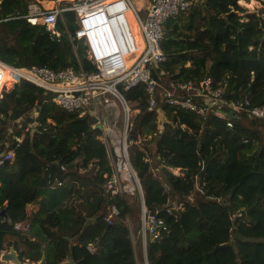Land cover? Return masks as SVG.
<instances>
[{
    "label": "trees",
    "instance_id": "obj_1",
    "mask_svg": "<svg viewBox=\"0 0 264 264\" xmlns=\"http://www.w3.org/2000/svg\"><path fill=\"white\" fill-rule=\"evenodd\" d=\"M29 1L0 0V60L16 67L78 68L65 34L56 38L22 17ZM238 1L192 0L166 20L161 41L166 59L152 72L159 83L170 88L173 82L198 84L210 77L214 88L227 82L224 97L246 95L251 105L264 106V45L258 46L263 35L258 25L264 20L250 14V23L240 22ZM63 18L72 32L74 12L65 11ZM56 26L63 30L60 19ZM78 56L85 70L94 69L81 47ZM123 95L130 109H138L127 132L129 163L147 211L160 212L169 228L147 241V263L264 264V119L225 108L224 116L210 111L201 116L160 100L148 111L144 84ZM52 96L21 79L0 98V152L14 147L15 136L23 137L13 159L0 164V210L8 217H0V251L12 246L21 263L37 262L44 254L45 264H144L140 236L137 262L124 222L129 217L138 232L136 188L110 194L105 185L113 171L95 117H79L52 102ZM99 110L117 161L121 133L112 138L108 129L121 130L122 107L112 101ZM33 121L39 125L25 131ZM121 173L134 187L131 173L123 168ZM172 201L181 203L176 219L164 214ZM112 203L120 216L109 225L102 216ZM15 223L22 227L15 229Z\"/></svg>",
    "mask_w": 264,
    "mask_h": 264
},
{
    "label": "built area",
    "instance_id": "obj_2",
    "mask_svg": "<svg viewBox=\"0 0 264 264\" xmlns=\"http://www.w3.org/2000/svg\"><path fill=\"white\" fill-rule=\"evenodd\" d=\"M191 3L192 0H151L145 19L141 20L131 0H74L70 5L63 6L55 2L49 9L30 2L28 11L22 17L31 25L42 24L56 38L65 34L71 44L78 68L67 66L53 70L37 65L16 67L0 60V98L8 91V88L3 86L2 77L3 72L9 70L14 77L11 88L19 80H26L45 91L52 92L51 100L59 107L69 112H77L79 117H95V123L103 131L107 150L109 143L99 108L105 107L112 101H118L124 117L121 156L116 161L108 150L113 172L111 177L107 178L105 186L111 195H122L136 188L140 196L142 190L128 159L127 132L131 126V114L123 91L144 84L148 97V111L155 110L160 100L162 104L189 110L201 116H205L209 111L217 116H224L221 109L225 108L229 113L243 111L254 118L264 119V106L251 105L246 95L243 98L224 97L228 89L227 82L214 88L210 77H205L198 84L191 80L179 81L171 83L169 88L159 83L153 76L152 72L156 66L166 59L161 48V41L167 32L166 20L187 9ZM65 11L74 12L72 32L63 18ZM129 15L135 17L137 21V26L134 28ZM58 19L63 22L61 32L56 26ZM79 47L84 49L85 57L94 67L93 70L87 71L83 68L78 56ZM33 113L36 117L37 111ZM36 125L39 123L31 122L25 131ZM226 125L231 128V120H228ZM22 139V136H15L14 147H17ZM5 144L9 143L5 142ZM14 147L0 152V164L13 159ZM122 168L131 173L134 187L123 182ZM60 169L63 170L64 166ZM57 185H61V180L57 181ZM188 198L191 199V195ZM218 200L221 201V198ZM180 208L181 203L172 201L165 208L164 214L176 219ZM159 213L148 212L146 207L141 205L138 234L145 256L147 241L158 239L169 231L166 219ZM119 216V208L112 203L102 219L110 225ZM233 218L234 214L231 215V219ZM21 227V223L14 224L15 229ZM128 228L130 230V227ZM87 249L91 252L95 251V247L90 243Z\"/></svg>",
    "mask_w": 264,
    "mask_h": 264
},
{
    "label": "rangeland",
    "instance_id": "obj_3",
    "mask_svg": "<svg viewBox=\"0 0 264 264\" xmlns=\"http://www.w3.org/2000/svg\"><path fill=\"white\" fill-rule=\"evenodd\" d=\"M131 1H132L133 6L135 7V10L137 11L139 17L141 18V20H144L145 16H146V13H147V7L151 3V0H131ZM243 2L244 3L240 2V4H241L240 6L242 7V10L237 12V15H238L237 19L240 22H247V23L249 22L250 23L251 22L250 18H249L250 14L255 15L260 20L261 19L264 20V12L261 11L263 9V0H244ZM129 16H130V22L132 23V26L136 27L137 26V21L135 20V17H132L131 15H129ZM258 26L261 29L258 32V35H260V33H263V35L261 37V42L258 45V46H260V45H264V38H263V36H264V23L261 22V23H259ZM231 38H232V40L236 39V38H234V36H232ZM223 49H224V47H223ZM249 49H252V47H250ZM6 78H9V75H5L3 80L5 81ZM11 85H12V83H10L9 85L5 86V88L6 89L8 88L7 90L9 91L10 88H11ZM100 108H102V107H100ZM131 120H132V116H131ZM118 123H119V125H121L120 126L121 130L116 129L114 126H109L108 133H109V135L112 138H113V136H114L116 131L117 132L120 131V133H121L120 137H122V128H123V124H124L123 113H122L121 118L118 119ZM120 147H121V144H120ZM108 150H110V153H111L110 146H109ZM119 153L121 155V150H119ZM151 166H153V170H154L155 173L159 172L158 166L155 165L154 161H152V165ZM170 170H172V172L174 174H179L180 173L179 168H170ZM138 202H139L138 203V207H139V216H140L141 215V205H142L140 196L138 197ZM124 222H125V224H128V227H130L131 237L134 239L135 246H137V239L136 238H138V232H136V234L133 232V225H132L131 219L129 217H126L124 219ZM139 260H141V255L140 256L138 255V262H139ZM143 262H144V260H143Z\"/></svg>",
    "mask_w": 264,
    "mask_h": 264
},
{
    "label": "water",
    "instance_id": "obj_4",
    "mask_svg": "<svg viewBox=\"0 0 264 264\" xmlns=\"http://www.w3.org/2000/svg\"><path fill=\"white\" fill-rule=\"evenodd\" d=\"M263 38H264V36H263ZM139 187H140V190H141L140 184H139ZM140 199H141V204L144 206L143 194L140 195ZM241 212L243 213V210H241ZM0 217H3L5 219L8 218L7 214L5 212V209L0 210ZM220 247H221V245L215 246V248L213 249V252H215ZM0 261L5 263V264H45L46 258H45V255L42 254L41 259L39 261H37V262H31V263L24 262V263H21L17 252L13 249L12 246H10L7 250L0 251ZM71 263H74V261L73 260H69V261L65 262L64 264H71Z\"/></svg>",
    "mask_w": 264,
    "mask_h": 264
},
{
    "label": "crops",
    "instance_id": "obj_5",
    "mask_svg": "<svg viewBox=\"0 0 264 264\" xmlns=\"http://www.w3.org/2000/svg\"><path fill=\"white\" fill-rule=\"evenodd\" d=\"M54 0H30V2H35L39 7L41 8H51L53 7V5L55 4V2L57 4H59L60 6H63V5H70L74 0H55V2H53ZM240 1H244V0H239L238 3L239 5L240 4ZM132 239V242H133V247H134V254H135V258L137 259V262H138V255H139V250H138V247L135 246L134 244V239ZM141 255L143 257V260H144V264H148L147 263V260H146V256L144 255V252H143V249H142V244H141Z\"/></svg>",
    "mask_w": 264,
    "mask_h": 264
},
{
    "label": "bare ground",
    "instance_id": "obj_6",
    "mask_svg": "<svg viewBox=\"0 0 264 264\" xmlns=\"http://www.w3.org/2000/svg\"><path fill=\"white\" fill-rule=\"evenodd\" d=\"M241 3H244L243 1H240ZM251 3V2H250ZM134 28V27H133ZM136 30V28H135ZM140 41V40H139ZM5 75H9V78H6L5 81H4V84L3 86H7L9 85L10 83L13 82L14 80V77H13V74L9 72V70H6V72L4 71L3 72ZM129 113L131 114V116H135L137 113H138V110L137 109H129Z\"/></svg>",
    "mask_w": 264,
    "mask_h": 264
}]
</instances>
